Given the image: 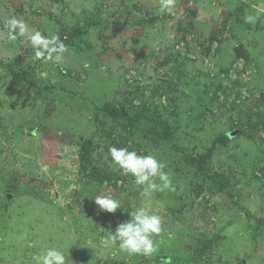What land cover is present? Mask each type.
<instances>
[{"label":"rangeland","instance_id":"rangeland-1","mask_svg":"<svg viewBox=\"0 0 264 264\" xmlns=\"http://www.w3.org/2000/svg\"><path fill=\"white\" fill-rule=\"evenodd\" d=\"M13 16L58 36L63 61L36 60L24 38L7 39ZM240 44L249 62L235 59ZM10 67L27 81L16 85ZM105 105L178 125L167 147L203 149L229 189L187 197L186 175L168 169L147 123L111 120ZM110 146L155 155L182 187L145 196L110 163ZM100 193L122 208L99 211ZM141 206L162 217L158 252L104 247L107 231ZM262 231L264 0H175L171 13L159 0H0V264H34L45 246L65 250L69 264H264Z\"/></svg>","mask_w":264,"mask_h":264},{"label":"clouds","instance_id":"clouds-1","mask_svg":"<svg viewBox=\"0 0 264 264\" xmlns=\"http://www.w3.org/2000/svg\"><path fill=\"white\" fill-rule=\"evenodd\" d=\"M161 11L171 13L175 0H159ZM245 23H254L255 17L246 15ZM7 39L15 41L24 38L34 50V58L60 64L64 59L66 46L58 36L46 37L39 30L31 28L24 20L15 16L6 23ZM110 163L122 175L131 176L134 183L141 187L143 194L151 197L155 192L174 191L171 176L165 172V164L155 155H140L128 147L110 146ZM47 171V169H44ZM158 181V182H157ZM99 211L115 213L121 209V203L112 195L100 193L94 198ZM128 219L119 222L114 231L108 230L101 243L104 247H118L128 255L151 257L159 247L154 237L162 232V217L145 207H137L127 212ZM91 244V242H89ZM34 264H69V254L58 246L42 247L33 257Z\"/></svg>","mask_w":264,"mask_h":264},{"label":"trees","instance_id":"trees-1","mask_svg":"<svg viewBox=\"0 0 264 264\" xmlns=\"http://www.w3.org/2000/svg\"><path fill=\"white\" fill-rule=\"evenodd\" d=\"M94 18L95 17H93L92 19ZM84 22L85 26L89 27L87 20H85ZM83 27H79L78 29H76L75 35H80ZM7 71L16 85H18L22 81H27L28 79L27 71L15 68L13 69L11 67L7 68ZM234 86L236 87V85ZM173 105V101H168L167 108H174ZM203 107L204 106H202V108ZM163 108L166 107L163 106ZM134 109H136V111L132 112L133 114H131L129 110H127L125 107L119 105H105L103 106V108H101V111L105 114H108V116H110V113L111 120L113 119L116 122L128 123V125H133L135 123L137 125L139 121H145L147 123L146 125L149 127L148 136L151 135L153 138L157 137V139L162 142V145L159 147L162 152L160 156L167 161L166 163L168 169L173 168L172 170H174L175 174H178L179 177L180 174L178 173V169H181L186 175L187 180L189 181L187 197H190V194H193V197L197 199L202 196L205 192H226L229 189V183L224 178V176L219 172L212 170L206 165V162L204 161V156L200 155V152L203 149L198 148V150L196 151L195 149H191L190 147H188V145L182 143L180 144V146L175 145V148L173 150L167 147V145H170L172 143L171 139L174 136L173 133L181 130L178 125H174V128L169 129L167 123L159 121V119H150L147 115L145 116L143 112L137 111L139 108L135 107ZM194 119L195 121H199L200 117L196 116V118ZM253 119L254 118H252L250 114L249 118L247 119L249 129L258 128V125H252L250 127V123ZM242 129L243 127H241V130ZM182 134L183 133H180V136ZM180 136L178 138H180ZM227 140V135H220L218 138V141L223 144L226 143ZM115 143L116 141H114L112 144L114 145ZM83 155L84 157H82ZM80 156L79 157L82 164L84 161L88 160L87 149L85 148V146L81 149ZM88 164L89 163L86 162L87 166ZM170 176L172 181H174V179L176 178L175 175ZM97 179H99V182L102 180V178L98 177V175ZM179 184L180 185L177 186L178 184L176 180V182L174 183V187H182V181L179 182ZM180 194L182 195L183 193L180 192ZM206 247L208 246L203 244L201 251H203Z\"/></svg>","mask_w":264,"mask_h":264},{"label":"water","instance_id":"water-1","mask_svg":"<svg viewBox=\"0 0 264 264\" xmlns=\"http://www.w3.org/2000/svg\"><path fill=\"white\" fill-rule=\"evenodd\" d=\"M233 54L236 60H241L243 62H248L250 60V56L242 44L233 48ZM235 135L236 131H232L228 133L227 138L231 139Z\"/></svg>","mask_w":264,"mask_h":264}]
</instances>
